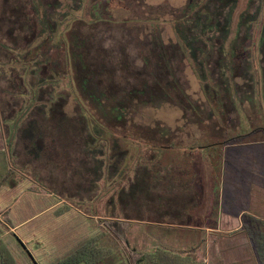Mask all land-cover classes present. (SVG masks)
<instances>
[{
	"label": "rangeland",
	"instance_id": "374dc122",
	"mask_svg": "<svg viewBox=\"0 0 264 264\" xmlns=\"http://www.w3.org/2000/svg\"><path fill=\"white\" fill-rule=\"evenodd\" d=\"M188 3L0 0V39L9 50L30 32L32 21L40 32L29 61L22 59L29 49L18 51L19 59L28 61L19 67L21 85L13 88L0 76L1 98L25 117H38L60 94L52 113L56 118L46 114L42 122L60 129L66 126L65 117L68 125L62 130L71 135L69 145L78 144L77 152L92 147L87 132L97 136L99 146L87 153L92 155L89 160H74L72 169L52 164L46 172L39 170L43 188L96 215L91 224L99 228L110 218L132 221L126 243L109 242L123 252L170 245L171 236L156 230L154 223L187 225L190 215L172 212L192 210L195 195L202 192L196 182L213 177L221 184L224 169L239 162L240 154L251 166L240 173L249 179L252 197L258 198H252L251 206L264 216V0H212L206 6L210 15L197 11L202 17L180 13ZM179 13L189 27H196L183 32L174 21H179ZM153 25L164 27L158 47ZM138 26L150 29L139 38L134 33ZM140 48L148 50L145 55ZM47 55L55 58L48 79L39 70ZM7 61V52L0 49V70L8 75ZM97 121L104 127L89 129ZM234 136L243 137L228 141ZM219 142L222 151L207 148ZM198 146L206 148L193 150ZM26 159L21 156L22 165ZM170 195L180 204L161 206ZM226 236L223 232L214 238L232 249L227 264H239L247 253L245 264H255L243 235ZM176 237L185 241L193 234Z\"/></svg>",
	"mask_w": 264,
	"mask_h": 264
},
{
	"label": "trees",
	"instance_id": "16d2710c",
	"mask_svg": "<svg viewBox=\"0 0 264 264\" xmlns=\"http://www.w3.org/2000/svg\"><path fill=\"white\" fill-rule=\"evenodd\" d=\"M210 1L212 0H203L201 2L189 0L188 5L183 10H180V13L191 11L193 12L191 17H202L203 14H199L197 11H204L210 15L206 8ZM220 1L226 4L230 0ZM231 9H234V5H232ZM180 13L179 21H177L178 19L174 21L181 25L183 32L194 29L196 26L189 27V22H185L183 15ZM213 20L216 26H219V20L215 16H213ZM201 23L203 25L204 22ZM38 27L37 21H32L30 32L24 35L12 50H9L5 42L0 39V49L7 52V64L11 65L9 74L7 75L5 71L3 74L2 70H0V76H3L13 88L19 87L23 81L19 67L28 62V57L33 53L30 52V48L39 38ZM163 28L160 25H153L151 29L152 33L158 37V41H156L157 47L162 42L161 31ZM120 29L127 31L129 28L123 27ZM145 29L150 28L148 26L146 28L138 26L134 33L141 38ZM262 37V52H264V27ZM20 50H28L22 57L24 61H28L23 62L19 59L18 51ZM147 51V49H141V53L144 55ZM51 57H44L39 67L46 79L52 74L51 71L54 68L52 61L55 58ZM37 59L35 58L34 60L36 61ZM262 62L264 64V54ZM0 69L3 68L0 67ZM45 78L43 81H48ZM176 85L181 88L180 85ZM58 96L57 100L53 98L50 105H44L45 111L38 117L35 114L25 117L24 113L21 114V110H18L14 103L2 99L0 96V120L4 135L7 137V151L10 154L8 157L9 165L11 164L9 167L2 168L0 172V195H4L6 192L14 193V196L16 195L14 200L20 196L19 202L14 209L11 208V204L10 207L0 208V264H205L194 258V248L190 246L193 245L194 239L197 240L199 239L198 237H201V232L199 231L183 230L176 227V225L167 226L154 223L155 225H152L157 226L156 230L171 236V240H177V233L189 232L193 234V238H190L191 244L187 247L188 245L182 243V240H178L171 244L170 247L159 245L149 251L133 250L126 252L123 249V252L121 249H114L109 242L126 243L131 233L132 221L110 218L102 222V228H99L93 225L94 222L91 224V219L95 218L96 215L84 212L82 208L70 203L67 199L60 197V195L58 196L50 189L43 188V182L39 179V174H37L39 170L46 172L52 164L57 166L65 164L67 165L66 169H72L74 160L88 159L92 156H87L88 152L93 151L92 147L97 148L99 146L95 145L97 144L96 134L93 131L87 132V139L88 136L91 137L92 147L88 145V151L84 149L77 152L78 144L69 145L68 141L71 135L64 133L62 130L68 125L65 117L62 118L66 126H62L60 129L55 127L54 130L42 122L44 119H48L47 116H45L46 118L44 117L46 114L50 115V119L56 118V115L53 116L52 113L55 111V105L60 101V94ZM46 110L48 111L47 113ZM56 112L58 113L59 111ZM93 115L97 118L96 114ZM93 125L98 129L104 127L102 123L97 121V124L95 125L94 122L91 127L89 126V129L92 130L94 128ZM114 131L116 130L114 129ZM242 137L234 136L228 141L234 139L237 141L240 138L242 139ZM222 144L219 142L207 148L214 146L217 147L215 148L216 150L222 151ZM18 146H20V150ZM173 146L174 143L169 146L170 149H173ZM110 147L111 151L114 152L115 147ZM205 148L204 146H198L193 148V150H204ZM22 155L27 158L24 165L21 164ZM29 169H33V172L30 173ZM27 170L29 171L27 172ZM167 198L170 201L169 205L168 201H166L167 203L165 202ZM167 198L161 201V206L169 207L180 204L178 200L173 198V195ZM183 205L185 203L182 202L180 206ZM172 213L178 214L176 211ZM242 223V229L251 243L256 264H264V220L251 214H244ZM13 228L17 229L7 235L9 229ZM107 235L109 236L108 239H106Z\"/></svg>",
	"mask_w": 264,
	"mask_h": 264
},
{
	"label": "crops",
	"instance_id": "0c3cea01",
	"mask_svg": "<svg viewBox=\"0 0 264 264\" xmlns=\"http://www.w3.org/2000/svg\"><path fill=\"white\" fill-rule=\"evenodd\" d=\"M2 132L3 127L0 120V172L2 168L9 167L11 165H9L10 161L8 158L9 154L6 142L7 137L4 135V132L3 134ZM236 159L239 160V162H237L238 165L235 161H233L232 164L228 163L231 164L229 169H224L221 184L217 180H213V177H209L206 180L201 176L202 179L196 182L198 183L196 186L198 188L201 187L200 189L202 192L195 195L193 200V209L178 212L180 215H190L191 219L187 225L179 222V225H176V227L183 230H196L201 232V238L197 240L194 239L193 245H190V239L185 241L182 240L183 242H181L187 244V247H189V245L192 246L194 248V258L197 261L204 262L205 264L228 263L227 260L230 257L228 252H230V250L232 251V249L228 250L227 246H225L223 242H216L217 238H214V236H217L218 233H227L230 236L226 237L230 238L234 235H243L251 249V243L242 229V216L244 214H251L264 220V216H261L257 213V211L253 210V207L251 206L252 198L255 200H258V198L252 197V194H255V192H251L252 188L249 186V179L245 177V173H242L243 175L240 173L251 170V166L248 165L249 161L247 158L244 159L241 154L238 155ZM245 161L248 163L245 164ZM258 183L259 182L254 183V185L258 186ZM15 196L14 193L10 192L0 195V208H5V206L10 207L11 204V208L14 209L20 199L19 196V198L14 200ZM261 201V206H263L264 197ZM183 207H185V205L181 208ZM220 213L222 214L221 219L219 217ZM198 214L203 216L200 217ZM167 226L173 225L169 224ZM15 229L17 228L9 229L7 235L14 232ZM170 241L171 242L170 245L168 244V247L175 243V240ZM251 251L253 260L256 264L253 250ZM245 256L246 259L242 260L244 262L242 263V261H240L239 264H245V262L248 261V253Z\"/></svg>",
	"mask_w": 264,
	"mask_h": 264
},
{
	"label": "flooded vegetation",
	"instance_id": "af4514ba",
	"mask_svg": "<svg viewBox=\"0 0 264 264\" xmlns=\"http://www.w3.org/2000/svg\"><path fill=\"white\" fill-rule=\"evenodd\" d=\"M140 54H142V53H140Z\"/></svg>",
	"mask_w": 264,
	"mask_h": 264
}]
</instances>
